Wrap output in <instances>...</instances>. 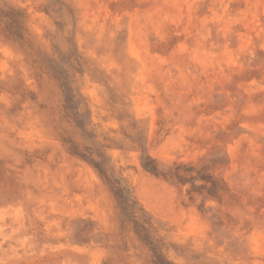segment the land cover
<instances>
[{"label":"rangeland","instance_id":"obj_1","mask_svg":"<svg viewBox=\"0 0 264 264\" xmlns=\"http://www.w3.org/2000/svg\"><path fill=\"white\" fill-rule=\"evenodd\" d=\"M0 264H264V0H0Z\"/></svg>","mask_w":264,"mask_h":264}]
</instances>
